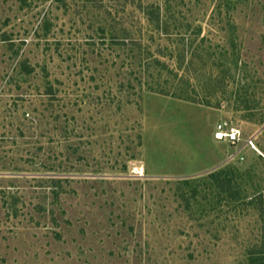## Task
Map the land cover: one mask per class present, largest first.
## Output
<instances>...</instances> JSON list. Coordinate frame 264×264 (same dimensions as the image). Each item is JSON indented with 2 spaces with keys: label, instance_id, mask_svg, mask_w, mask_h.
Returning <instances> with one entry per match:
<instances>
[{
  "label": "rangeland",
  "instance_id": "obj_1",
  "mask_svg": "<svg viewBox=\"0 0 264 264\" xmlns=\"http://www.w3.org/2000/svg\"><path fill=\"white\" fill-rule=\"evenodd\" d=\"M0 264H264V0H0Z\"/></svg>",
  "mask_w": 264,
  "mask_h": 264
},
{
  "label": "built area",
  "instance_id": "obj_2",
  "mask_svg": "<svg viewBox=\"0 0 264 264\" xmlns=\"http://www.w3.org/2000/svg\"><path fill=\"white\" fill-rule=\"evenodd\" d=\"M254 134L243 137L241 129L234 125L227 123H217L214 128L213 138L231 144L242 143L244 146H251L255 148Z\"/></svg>",
  "mask_w": 264,
  "mask_h": 264
}]
</instances>
